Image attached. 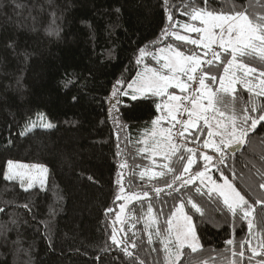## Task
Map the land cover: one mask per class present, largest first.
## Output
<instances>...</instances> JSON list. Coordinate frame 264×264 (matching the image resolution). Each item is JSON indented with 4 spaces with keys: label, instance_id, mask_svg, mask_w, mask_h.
<instances>
[{
    "label": "trees",
    "instance_id": "16d2710c",
    "mask_svg": "<svg viewBox=\"0 0 264 264\" xmlns=\"http://www.w3.org/2000/svg\"><path fill=\"white\" fill-rule=\"evenodd\" d=\"M188 2L168 0L177 19H187L180 12ZM233 2L250 16L264 14V0H229ZM197 3L204 6L203 0ZM229 3L209 0L208 6L228 11ZM167 14L164 0H0V264H135L110 240L115 214L106 209L117 212L120 173L127 193L150 194L129 205L124 225L130 229L129 240L138 245H129V250L145 264L164 261L159 239L153 235L149 245L144 229L149 203L158 220L153 230L159 226L163 231L180 199L186 202L189 195L204 212L189 213L203 247L195 254L185 248L179 264H228L227 239L248 237L247 223L233 218L217 194L209 200L189 186L180 193L165 189L156 197L153 187H164L171 174L151 181L139 178L140 171L151 167L148 155L139 150L158 115L153 101H160L150 94L133 101L120 93L145 64L158 67L151 56L137 64L139 49L155 53L168 43H180L162 37ZM210 71L219 77L223 68ZM114 90H119L115 97ZM237 95L238 107L250 99L239 85ZM37 115L54 127L25 130ZM203 151L215 155L211 149ZM8 160L45 166V186L25 191L5 180ZM125 162L128 167L121 169ZM173 164L179 171L175 158ZM197 165L192 171L202 170L204 161L198 159ZM221 168L251 203L264 199V189L259 188L264 182V126L258 125L245 145L230 150L227 167ZM209 172L222 182L215 168ZM256 219L264 220L259 205ZM261 228L264 224L253 230L254 245Z\"/></svg>",
    "mask_w": 264,
    "mask_h": 264
},
{
    "label": "snow or ice",
    "instance_id": "6c2138e0",
    "mask_svg": "<svg viewBox=\"0 0 264 264\" xmlns=\"http://www.w3.org/2000/svg\"><path fill=\"white\" fill-rule=\"evenodd\" d=\"M164 2L168 6V24L162 30V37H171L180 43H168L165 47L157 48L155 53L147 48L139 49L137 64H141L145 57L151 56L159 67L145 64L144 70L137 73V78L127 85V88L132 90L131 93L127 90L120 93L124 96L130 95L133 101L137 100V93L159 98L160 102H153L162 114L153 120L152 124H168V127L162 126L158 132L153 131L152 143L149 145L148 141H142L144 147L139 150L149 153L153 164H156L154 157L161 155L164 163L159 166L163 170L153 171L151 168H145L139 172V178L143 180L148 177L151 181L171 174V180L166 182L164 187H153L152 191L156 197L165 189L170 190L169 194L171 191L180 193L189 186H192L195 193L201 197L207 196L209 200H213V193L217 194L233 218L245 221L248 229L247 238L239 241L227 239V251L231 257L228 264H244L245 258L248 264H253V261L254 264H264V228L260 229L259 239L253 244L257 235L253 230L257 229L258 224H264V220L256 219V206L259 205L264 210V199L251 203L230 182L221 168V165L227 167L230 150L234 152L235 147L245 145L247 138L251 133H255L258 125L264 126V14L250 16L243 5L229 3V0H225V3H229L228 11L210 8L209 0H203V7L198 5L197 0H189L180 12V15L187 18L182 21L173 15L172 5L168 4V0ZM245 58L256 61L261 67L251 66ZM217 66L223 68L219 77L210 71L212 67ZM196 82L198 87L193 88V83ZM238 85L250 94V99L240 107ZM175 90H179L180 94H176ZM117 91L119 90H114V97ZM115 107L116 104H113L112 108ZM31 126L35 127V124ZM44 127L52 128L54 125L47 123ZM189 144L193 146H188ZM203 149H211L215 155H209ZM173 158L176 164L180 165L179 171L173 164ZM198 159L205 162L203 169L192 171ZM127 167V162L120 164L121 169ZM197 167L199 168V165ZM211 168L220 172L222 183L208 175ZM30 170L39 171L40 182L43 184V174L48 171L46 167L12 160L7 161L4 179H19L21 188L27 191L34 185ZM25 177H28L27 187H24ZM205 180L211 184L207 191L196 185L199 181L200 185L207 187ZM116 183L119 192L115 199L125 203L119 205L118 212L113 208L106 209L107 213L115 214L110 240L125 256L133 258L135 264H145L144 260L135 257L129 250V245L131 249H136L138 245L135 240L128 238L130 229L124 227V213L128 202L141 201L142 198H149L150 194L143 191L124 195L123 173L119 174ZM177 183L179 186L174 187ZM259 188L264 189V182L259 184ZM187 205H190V208L185 211ZM3 211L4 209L0 208V212ZM193 212L204 215L201 206L189 195L186 202L180 199L179 205L168 216L163 231L159 226L153 230V226L158 225V220L152 215V204H148L144 229L149 245L153 243V235L159 239L162 246L160 251L164 253L163 264H179L185 248L190 249L192 254L202 249L203 246L196 236L193 215L189 214ZM135 219L139 222L140 217ZM117 222L120 228L115 227ZM131 227L135 228L136 224L132 223ZM121 232L124 235L118 239V233ZM152 251L157 249L152 248ZM246 253L250 254L246 256ZM204 264H207V261Z\"/></svg>",
    "mask_w": 264,
    "mask_h": 264
},
{
    "label": "rangeland",
    "instance_id": "374dc122",
    "mask_svg": "<svg viewBox=\"0 0 264 264\" xmlns=\"http://www.w3.org/2000/svg\"><path fill=\"white\" fill-rule=\"evenodd\" d=\"M181 34H185V33H183V32H181ZM193 36L195 35V34H192ZM158 67H159V65H158ZM144 70V68H142L141 70H139L138 71V73L139 72H142ZM137 78V74H136V76L134 77V79L131 81V83L135 80ZM196 87H198V82H196V83H193V88H196ZM127 90L131 93V89H128L127 88ZM176 94H180V92H179V90H176ZM144 95H146V94H144ZM144 95H141V94H139V93H137V97H142V96H144ZM162 113L160 112V111H158V115H157V117H159L160 115H161ZM186 118V117H185ZM157 119V118H156ZM47 123H51L44 115H37L36 117H34V118H32L27 124H26V126H25V130H30V129H33V128H36V127H39V128H44V129H50V128H47V127H44V125L45 124H47ZM32 124H35V127H32L31 125ZM52 124V123H51ZM168 127V124H167V122H164L162 125H153L152 124V127H151V129H150V131L149 132H146L144 135H143V138H142V141H148V143H149V145L152 143V138H151V133L153 132V131H159V129L161 128V127ZM157 139H159V137L157 136L156 137ZM144 147V144L142 143V148ZM147 155H148V157L150 156V154L149 153H146ZM154 159L156 160V164H153L152 163V158H149V160H150V162H151V169L153 170V171H160V164H162V163H164V161H163V159H162V156L161 155H156L155 157H154ZM15 162H18V161H15ZM21 163H24V162H21ZM205 163V162H204ZM25 164H28V165H32V163H25ZM39 165V164H38ZM43 166V165H42ZM45 167V166H44ZM6 169H7V163H6V165H5V170H4V173H5V171H6ZM48 170V169H47ZM31 171V175L34 177V185H33V187H38V188H43L44 186H45V184H46V181H47V175H48V171H47V173H45V174H43V180H44V183L43 184H41V182H40V173H39V171L38 170H30ZM208 175H210V172L208 173ZM146 178H148V177H146ZM13 181H15V182H17L18 184H19V186H20V180L19 179H16V180H13ZM199 184H200V182L199 181H197ZM27 183H28V177H25V184H24V187H27ZM222 183V182H221ZM205 185H207V187H205L204 185H201L202 187H204V189L205 190H207V188H209V187H211V184L207 181V180H205ZM21 187V186H20ZM23 189V188H22ZM129 193H127L126 191H125V193H124V195H128ZM133 201H131V202H128V207H129V205L132 203ZM121 203H125V201H123V200H120L119 201V204H118V208H117V212L119 211V205L121 204ZM128 207L126 208V210H125V213H124V218H125V221H126V218H127V214H128ZM114 226V225H113ZM115 227L116 228H120V224L117 222L116 224H115ZM123 234L124 233H118V239L119 238H121V237H123Z\"/></svg>",
    "mask_w": 264,
    "mask_h": 264
}]
</instances>
